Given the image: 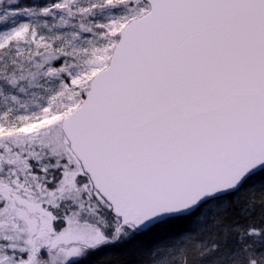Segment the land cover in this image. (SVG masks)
I'll list each match as a JSON object with an SVG mask.
<instances>
[{
  "label": "snow or ice",
  "instance_id": "1",
  "mask_svg": "<svg viewBox=\"0 0 264 264\" xmlns=\"http://www.w3.org/2000/svg\"><path fill=\"white\" fill-rule=\"evenodd\" d=\"M109 248L264 264V0H0V264Z\"/></svg>",
  "mask_w": 264,
  "mask_h": 264
},
{
  "label": "trees",
  "instance_id": "2",
  "mask_svg": "<svg viewBox=\"0 0 264 264\" xmlns=\"http://www.w3.org/2000/svg\"><path fill=\"white\" fill-rule=\"evenodd\" d=\"M22 1H25L26 3H31L32 1H36V0H19L20 3H22ZM37 1H43V0H37ZM229 199L232 200L233 196L229 197ZM239 207H240L239 205H234V204H232L231 207H228L226 213L227 218L233 221L239 219L241 222L244 223L248 222L247 220L239 216ZM256 211H259V209H257ZM252 219L255 222H259L260 220V218H256L255 216L252 217ZM126 259L127 257L125 256L123 249L109 248V249H103L99 252L90 255L82 262V264H124Z\"/></svg>",
  "mask_w": 264,
  "mask_h": 264
},
{
  "label": "rangeland",
  "instance_id": "3",
  "mask_svg": "<svg viewBox=\"0 0 264 264\" xmlns=\"http://www.w3.org/2000/svg\"><path fill=\"white\" fill-rule=\"evenodd\" d=\"M51 2V0H43V1H32L31 3H26L25 1H22V5H26V6H44L46 5L47 3ZM4 3L6 4V0H4ZM251 194L242 190L240 193H237L233 196V204L234 205H242L245 201H247L249 198H250ZM256 196L257 198L259 197V193L257 192L256 193ZM257 209H259V207H257ZM256 209V210H257ZM221 211H225L224 208H221L220 209ZM213 211H215V209H213ZM226 213H227V210H226ZM255 217L256 218H261V215H260V209L259 211H256L255 213Z\"/></svg>",
  "mask_w": 264,
  "mask_h": 264
}]
</instances>
